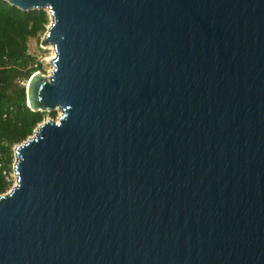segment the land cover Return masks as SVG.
<instances>
[{"label":"water","instance_id":"95a60500","mask_svg":"<svg viewBox=\"0 0 264 264\" xmlns=\"http://www.w3.org/2000/svg\"><path fill=\"white\" fill-rule=\"evenodd\" d=\"M47 10L61 111L15 146L0 264H264V0H6Z\"/></svg>","mask_w":264,"mask_h":264},{"label":"trees","instance_id":"16d2710c","mask_svg":"<svg viewBox=\"0 0 264 264\" xmlns=\"http://www.w3.org/2000/svg\"><path fill=\"white\" fill-rule=\"evenodd\" d=\"M47 10H22L0 0V195L13 185L6 176L13 169L14 148L33 135L46 114L32 111L27 103V85L32 75L43 69L38 57L29 53L31 38L47 31Z\"/></svg>","mask_w":264,"mask_h":264},{"label":"rangeland","instance_id":"374dc122","mask_svg":"<svg viewBox=\"0 0 264 264\" xmlns=\"http://www.w3.org/2000/svg\"><path fill=\"white\" fill-rule=\"evenodd\" d=\"M50 23H51V20H50ZM50 23H49V25H50ZM43 38H44V34L40 38H31L30 39V41H29V53L38 57V59L43 63V69L41 71H38V72H40L44 76H49L52 69L54 68V61H53V59L50 60V58H52V56H53V50L50 48L49 45H43V43H42ZM47 112H49V111H47ZM56 112H57V117H59L61 111H56ZM57 117L53 118L49 113H47L45 119L57 120ZM14 150H15V148H14ZM15 161H16V157H15V153H14V160H13L12 166H14ZM14 183H13L12 187L14 186Z\"/></svg>","mask_w":264,"mask_h":264},{"label":"built area","instance_id":"2783aa9c","mask_svg":"<svg viewBox=\"0 0 264 264\" xmlns=\"http://www.w3.org/2000/svg\"><path fill=\"white\" fill-rule=\"evenodd\" d=\"M15 165V164H14ZM13 170L11 172L8 173V175L6 176V179H8V181H11V182H15L16 183V175H15V171H14V166L12 168ZM15 179V180H14ZM14 183V185H15Z\"/></svg>","mask_w":264,"mask_h":264},{"label":"bare ground","instance_id":"6f19581e","mask_svg":"<svg viewBox=\"0 0 264 264\" xmlns=\"http://www.w3.org/2000/svg\"><path fill=\"white\" fill-rule=\"evenodd\" d=\"M50 46V48L53 50V56H52V58H50V60H54L55 59V56H56V53H55V48L53 47V45H49Z\"/></svg>","mask_w":264,"mask_h":264}]
</instances>
